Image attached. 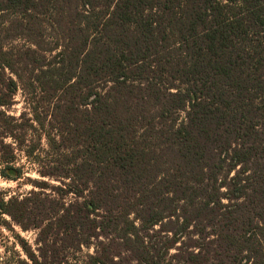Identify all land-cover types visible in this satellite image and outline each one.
Masks as SVG:
<instances>
[{"label": "trees", "instance_id": "obj_1", "mask_svg": "<svg viewBox=\"0 0 264 264\" xmlns=\"http://www.w3.org/2000/svg\"><path fill=\"white\" fill-rule=\"evenodd\" d=\"M19 155L14 264H264V0H0Z\"/></svg>", "mask_w": 264, "mask_h": 264}, {"label": "rangeland", "instance_id": "obj_2", "mask_svg": "<svg viewBox=\"0 0 264 264\" xmlns=\"http://www.w3.org/2000/svg\"><path fill=\"white\" fill-rule=\"evenodd\" d=\"M24 107L25 103L22 94L19 91L15 95L14 103L6 109V113L7 115L17 117ZM5 142L9 143L10 140L6 139ZM15 166L22 171V174L18 179L14 180L3 177L0 174V193L5 199L11 196L20 197L28 193L33 188L29 181L39 180V177L34 171L35 168L33 165L29 164L21 155L17 158ZM4 222L9 223V219L6 216H2L0 219V264H14L16 255L21 254L19 247L14 244V242H16L14 233L25 239L32 246L35 235L32 232L23 233L15 226H13L14 233H12L4 226Z\"/></svg>", "mask_w": 264, "mask_h": 264}]
</instances>
